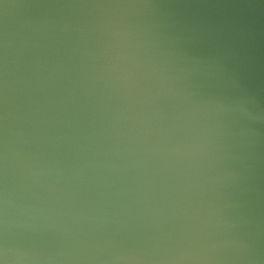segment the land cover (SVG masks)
<instances>
[{"label":"water","instance_id":"1","mask_svg":"<svg viewBox=\"0 0 264 264\" xmlns=\"http://www.w3.org/2000/svg\"><path fill=\"white\" fill-rule=\"evenodd\" d=\"M0 264H264V0H0Z\"/></svg>","mask_w":264,"mask_h":264}]
</instances>
